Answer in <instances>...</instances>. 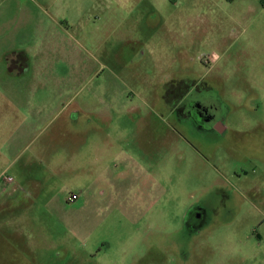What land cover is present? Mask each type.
<instances>
[{"label":"rangeland","instance_id":"374dc122","mask_svg":"<svg viewBox=\"0 0 264 264\" xmlns=\"http://www.w3.org/2000/svg\"><path fill=\"white\" fill-rule=\"evenodd\" d=\"M203 78L197 139L163 95ZM0 264H264V0H0Z\"/></svg>","mask_w":264,"mask_h":264},{"label":"flooded vegetation","instance_id":"af4514ba","mask_svg":"<svg viewBox=\"0 0 264 264\" xmlns=\"http://www.w3.org/2000/svg\"><path fill=\"white\" fill-rule=\"evenodd\" d=\"M221 88L216 82L210 84L204 78L198 81H176L166 84L163 100L168 115L182 126L183 131L196 136L197 139L224 133L227 126L226 114L220 103ZM210 91L215 95H210ZM190 142L193 143L194 139ZM207 218V212L202 206H194L181 219V227L184 230L188 227L198 231L208 222Z\"/></svg>","mask_w":264,"mask_h":264},{"label":"crops","instance_id":"0c3cea01","mask_svg":"<svg viewBox=\"0 0 264 264\" xmlns=\"http://www.w3.org/2000/svg\"><path fill=\"white\" fill-rule=\"evenodd\" d=\"M83 2H81L80 4H82ZM85 3V2H84ZM77 4L78 3H75L74 1H73V3H71V5H70V7H72L73 9H78V6H77ZM85 10H87V8H86V3L84 4V7L82 6L81 8H80V11H79V13L81 12V15H82V13H84V11ZM65 15H66V13L64 14V17H65ZM72 17L70 18V21H68L67 20V25L69 24V25H71V27H73V25H75L76 24V20H75V18H79V14H78V10H76L75 11V16H73V14L71 15ZM59 21L58 20H55L54 19V24L56 23H58ZM61 25V24H60ZM68 25V26H69ZM61 27H63V26H61ZM74 28V27H73ZM65 29H67V28H65ZM73 30H75V29H73ZM40 112V111H39ZM39 112H37V113H39ZM40 114V113H39ZM12 181V180H11ZM5 182L6 183H8L9 181L8 180H5Z\"/></svg>","mask_w":264,"mask_h":264},{"label":"built area","instance_id":"2783aa9c","mask_svg":"<svg viewBox=\"0 0 264 264\" xmlns=\"http://www.w3.org/2000/svg\"><path fill=\"white\" fill-rule=\"evenodd\" d=\"M7 180L8 181H11L12 179H11V177H7ZM76 197L75 196H72V199L74 200Z\"/></svg>","mask_w":264,"mask_h":264}]
</instances>
